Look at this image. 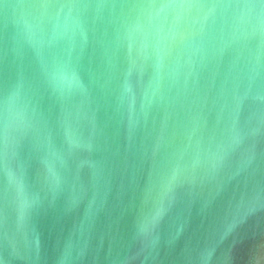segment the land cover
I'll return each instance as SVG.
<instances>
[{
  "label": "water",
  "instance_id": "water-1",
  "mask_svg": "<svg viewBox=\"0 0 264 264\" xmlns=\"http://www.w3.org/2000/svg\"><path fill=\"white\" fill-rule=\"evenodd\" d=\"M0 264H264V0H0Z\"/></svg>",
  "mask_w": 264,
  "mask_h": 264
},
{
  "label": "clouds",
  "instance_id": "clouds-1",
  "mask_svg": "<svg viewBox=\"0 0 264 264\" xmlns=\"http://www.w3.org/2000/svg\"><path fill=\"white\" fill-rule=\"evenodd\" d=\"M189 7L184 4H162L159 7V11L156 15H167L169 11L179 12V10ZM52 81L55 87L71 89L79 86V82L74 73H70L68 70L60 68L56 69L52 74Z\"/></svg>",
  "mask_w": 264,
  "mask_h": 264
}]
</instances>
